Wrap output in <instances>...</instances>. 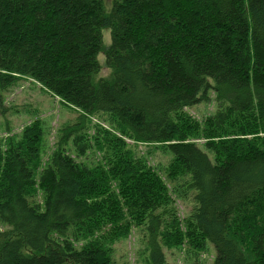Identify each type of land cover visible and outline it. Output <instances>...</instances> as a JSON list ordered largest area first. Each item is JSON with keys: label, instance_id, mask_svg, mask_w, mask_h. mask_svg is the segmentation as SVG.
<instances>
[{"label": "trees", "instance_id": "16d2710c", "mask_svg": "<svg viewBox=\"0 0 264 264\" xmlns=\"http://www.w3.org/2000/svg\"><path fill=\"white\" fill-rule=\"evenodd\" d=\"M100 53L111 73L96 79ZM22 77L81 112L37 177L40 127L0 148V264H112L103 243L68 240L84 227L94 235L103 217L105 242L144 226L151 264H167L162 237L200 250L212 242V264H264V0H0V114ZM210 91L217 108L199 132L184 108L210 102ZM98 112L170 151L166 178L117 143L120 193L108 194L66 150L90 148L86 118ZM200 133L206 149L189 138ZM36 186L42 204L29 198ZM181 187L195 194L185 231L171 199Z\"/></svg>", "mask_w": 264, "mask_h": 264}, {"label": "rangeland", "instance_id": "374dc122", "mask_svg": "<svg viewBox=\"0 0 264 264\" xmlns=\"http://www.w3.org/2000/svg\"><path fill=\"white\" fill-rule=\"evenodd\" d=\"M110 7V5H109ZM110 30H103V41L105 45L110 43ZM98 60L102 64V69L96 79L110 76V69L105 65V55L100 53ZM210 102L198 103L191 107L184 108V112L189 114L193 120L195 128L199 132L203 131L205 120L212 115L217 108L215 92L210 91ZM4 105L7 108L5 114H0V148L6 149L8 143L17 144L20 142L23 129L25 127L37 125L41 128V140L39 142L40 157L32 164L35 176L45 166L51 152L57 147L61 130L67 125L76 123L80 114V109L64 103L57 95L48 91L40 83L29 77L20 78L7 92L4 93ZM86 118V117H85ZM120 125L111 115L98 112L86 118V128L84 135L89 140L90 148L84 154H77L71 141L68 142L66 150L78 162L89 166L95 176L103 184L111 188L108 194L115 191L118 195L119 181L114 177L112 169L113 162L110 153L116 151V144L129 149L138 158H143L147 165L157 168L162 178H166V168L173 158V154L164 149L160 144H146L135 142L121 132ZM124 141L121 142L119 139ZM191 141L206 149L207 139L200 133L189 137ZM121 148V149H122ZM211 158L213 154L209 152ZM112 171V172H111ZM170 190L174 188L175 182L167 179ZM179 192H171L174 213L177 215L182 230L185 231L186 217L192 210L195 200L194 191L185 187ZM102 192L101 190L98 191ZM29 198L36 203L42 204L44 193L36 186L28 192ZM108 196H105V198ZM122 210V209H121ZM107 213V214H106ZM104 215H109L108 212ZM109 213V214H108ZM122 213L128 216V208L123 206ZM100 230H96L91 235V228L82 229L83 233L79 237L70 235L68 240L74 247L81 248L89 241L101 242L102 246L110 251L112 264H151V258L147 247V233L144 226H132L127 236L123 233L115 240L105 242L107 233L111 230V223L103 217ZM128 221H131L128 220ZM87 226V225H86ZM1 224L0 228H6ZM171 232L167 233L170 234ZM88 235V236H86ZM165 240L164 237H162ZM162 240V246L166 255L167 264H212L216 258L217 251L212 242H208L203 250L192 246L190 243L182 242L178 245H169ZM100 244V243H99ZM101 245V244H100Z\"/></svg>", "mask_w": 264, "mask_h": 264}, {"label": "bare ground", "instance_id": "6f19581e", "mask_svg": "<svg viewBox=\"0 0 264 264\" xmlns=\"http://www.w3.org/2000/svg\"><path fill=\"white\" fill-rule=\"evenodd\" d=\"M155 168V167H154ZM157 170V168H155ZM158 171V170H157ZM159 172V171H158Z\"/></svg>", "mask_w": 264, "mask_h": 264}]
</instances>
